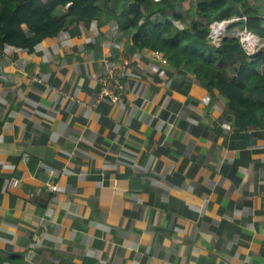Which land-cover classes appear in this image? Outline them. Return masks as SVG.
<instances>
[{
    "label": "crops",
    "instance_id": "crops-1",
    "mask_svg": "<svg viewBox=\"0 0 264 264\" xmlns=\"http://www.w3.org/2000/svg\"><path fill=\"white\" fill-rule=\"evenodd\" d=\"M116 12L0 48V264H264V96L236 112Z\"/></svg>",
    "mask_w": 264,
    "mask_h": 264
},
{
    "label": "trees",
    "instance_id": "trees-1",
    "mask_svg": "<svg viewBox=\"0 0 264 264\" xmlns=\"http://www.w3.org/2000/svg\"><path fill=\"white\" fill-rule=\"evenodd\" d=\"M189 2L192 8L181 13ZM130 17L134 48L162 53L176 69L191 72L209 91L217 90L236 112L252 111L251 98L264 96V49L247 54L239 38L226 36L218 45L208 40L211 23L229 24L264 37V17L252 0H0V48L32 49L54 38L71 22H90L100 14ZM183 23L176 28L174 22Z\"/></svg>",
    "mask_w": 264,
    "mask_h": 264
},
{
    "label": "built area",
    "instance_id": "built-area-1",
    "mask_svg": "<svg viewBox=\"0 0 264 264\" xmlns=\"http://www.w3.org/2000/svg\"><path fill=\"white\" fill-rule=\"evenodd\" d=\"M237 19L238 18L236 17L230 20L235 21ZM225 23L226 21L215 22L211 26L209 36H211L212 43L214 45H218L222 41L223 37L226 36ZM234 36L239 38L241 45L247 54H253L263 46L262 43H259L258 36L246 28L237 29V32ZM247 36L251 38V41H248L246 39ZM244 44H246L250 48L249 51L244 48L243 46ZM119 75H120L119 70L117 71L116 69L109 67L105 69L104 74L101 78V82H102L101 94L107 96L108 99L114 102L120 101L122 98V92H121L122 85L120 83ZM20 184H21V179L19 178H11L7 181V186L10 188L18 187ZM46 184H47V189L50 192L57 190L58 185L56 183L49 181Z\"/></svg>",
    "mask_w": 264,
    "mask_h": 264
},
{
    "label": "rangeland",
    "instance_id": "rangeland-1",
    "mask_svg": "<svg viewBox=\"0 0 264 264\" xmlns=\"http://www.w3.org/2000/svg\"><path fill=\"white\" fill-rule=\"evenodd\" d=\"M237 29H239V27H236V26L228 29L229 32L228 31L226 32V36H234L237 32ZM259 43H260V41H259Z\"/></svg>",
    "mask_w": 264,
    "mask_h": 264
},
{
    "label": "water",
    "instance_id": "water-1",
    "mask_svg": "<svg viewBox=\"0 0 264 264\" xmlns=\"http://www.w3.org/2000/svg\"><path fill=\"white\" fill-rule=\"evenodd\" d=\"M233 21L232 20H229V21H226V23L225 24H227V25H229V24H231ZM224 38V37H223ZM208 40L211 42L212 41V38H211V36H208ZM244 46V48L246 49V50H250V48L246 45V44H244L243 45Z\"/></svg>",
    "mask_w": 264,
    "mask_h": 264
},
{
    "label": "bare ground",
    "instance_id": "bare-ground-1",
    "mask_svg": "<svg viewBox=\"0 0 264 264\" xmlns=\"http://www.w3.org/2000/svg\"><path fill=\"white\" fill-rule=\"evenodd\" d=\"M248 41H250L251 40V38L249 37V36H247V38H246Z\"/></svg>",
    "mask_w": 264,
    "mask_h": 264
}]
</instances>
